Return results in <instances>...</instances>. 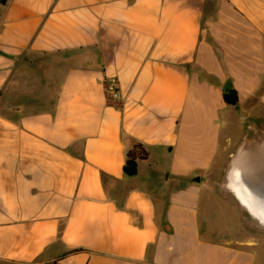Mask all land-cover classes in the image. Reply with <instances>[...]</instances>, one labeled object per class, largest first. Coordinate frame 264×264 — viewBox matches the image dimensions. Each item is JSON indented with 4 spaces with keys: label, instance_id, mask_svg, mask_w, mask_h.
Returning a JSON list of instances; mask_svg holds the SVG:
<instances>
[{
    "label": "crops",
    "instance_id": "obj_1",
    "mask_svg": "<svg viewBox=\"0 0 264 264\" xmlns=\"http://www.w3.org/2000/svg\"><path fill=\"white\" fill-rule=\"evenodd\" d=\"M223 109L264 123V0L0 3V264H256L264 136L221 141Z\"/></svg>",
    "mask_w": 264,
    "mask_h": 264
},
{
    "label": "rangeland",
    "instance_id": "obj_2",
    "mask_svg": "<svg viewBox=\"0 0 264 264\" xmlns=\"http://www.w3.org/2000/svg\"><path fill=\"white\" fill-rule=\"evenodd\" d=\"M45 59L46 58L36 61L34 67H30V66L23 67L22 73L32 74L34 76L32 77L34 79L30 81L29 84L36 86V87L37 85L43 86V87L45 86L47 81L44 79L43 81L41 79H42V76L45 75V73H47L46 66L44 67V65H46L45 64L46 62H48L47 65H49L50 64L49 61L51 58L47 59L48 61ZM50 66H54L56 70L63 67L62 65L60 66V64H52V63L50 64ZM252 104H253V100H250L243 107L245 108L250 107V105ZM39 106L43 107L44 105H39ZM39 106L33 105V109H37V107ZM243 107L241 106L240 109H242ZM219 115L221 116V121H223L222 129H221V137H220L221 141H223L226 135L229 133L233 135L235 139L234 141H238V139L240 138V134L243 135V134L249 133L251 138L264 136V123L251 116L248 118L247 117L243 118L242 120H245V122L241 123L240 121H238L240 117H239V111H237V109L235 110L234 113L229 112L228 109L219 110ZM248 124L250 125V128H247L249 127ZM220 163L221 162H218V166H220ZM245 212H246L247 217L252 218L248 214L247 210H245ZM252 220H254L255 225L253 226L246 225L247 233L249 236L252 235L260 239L259 241L261 242V245L257 247V250H256V253H257L256 264H264V226L260 224L258 220L253 219V218ZM230 223H232V220L230 221ZM251 228L253 230H251Z\"/></svg>",
    "mask_w": 264,
    "mask_h": 264
},
{
    "label": "trees",
    "instance_id": "obj_3",
    "mask_svg": "<svg viewBox=\"0 0 264 264\" xmlns=\"http://www.w3.org/2000/svg\"><path fill=\"white\" fill-rule=\"evenodd\" d=\"M222 99L228 105L236 106L239 98L237 90L232 86L230 81L225 82L222 88ZM147 150L140 143H134L126 153L123 172L126 176H135L137 173V161L147 157Z\"/></svg>",
    "mask_w": 264,
    "mask_h": 264
},
{
    "label": "water",
    "instance_id": "obj_4",
    "mask_svg": "<svg viewBox=\"0 0 264 264\" xmlns=\"http://www.w3.org/2000/svg\"><path fill=\"white\" fill-rule=\"evenodd\" d=\"M5 1L6 0H0V3L4 4ZM239 116L241 119H243L244 116H246V113L240 110ZM262 169L264 173V164L262 165ZM196 180L198 181L199 178L197 177ZM239 187L238 196L240 197L241 203L246 207L247 211L264 226V177L259 180L256 190L251 189L248 186ZM243 198L248 201V205L242 202ZM251 208H253V211Z\"/></svg>",
    "mask_w": 264,
    "mask_h": 264
},
{
    "label": "built area",
    "instance_id": "obj_5",
    "mask_svg": "<svg viewBox=\"0 0 264 264\" xmlns=\"http://www.w3.org/2000/svg\"><path fill=\"white\" fill-rule=\"evenodd\" d=\"M104 90L105 93L112 99H117L119 97L118 82L114 78H109L104 80Z\"/></svg>",
    "mask_w": 264,
    "mask_h": 264
},
{
    "label": "bare ground",
    "instance_id": "obj_6",
    "mask_svg": "<svg viewBox=\"0 0 264 264\" xmlns=\"http://www.w3.org/2000/svg\"><path fill=\"white\" fill-rule=\"evenodd\" d=\"M242 202H243L244 204H247V205H248V201H247L245 198L242 199ZM251 209H252V211H253V208H251Z\"/></svg>",
    "mask_w": 264,
    "mask_h": 264
}]
</instances>
